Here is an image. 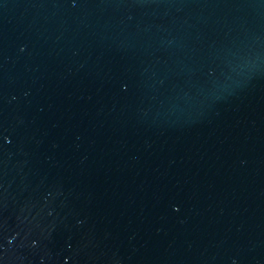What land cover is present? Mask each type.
I'll list each match as a JSON object with an SVG mask.
<instances>
[{
  "label": "water",
  "instance_id": "95a60500",
  "mask_svg": "<svg viewBox=\"0 0 264 264\" xmlns=\"http://www.w3.org/2000/svg\"><path fill=\"white\" fill-rule=\"evenodd\" d=\"M0 264H264V0H0Z\"/></svg>",
  "mask_w": 264,
  "mask_h": 264
}]
</instances>
